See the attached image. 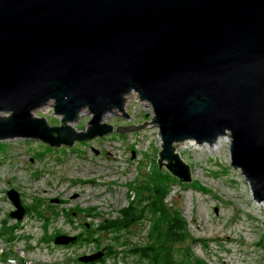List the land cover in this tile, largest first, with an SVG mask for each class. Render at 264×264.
Instances as JSON below:
<instances>
[{
	"label": "water",
	"instance_id": "1",
	"mask_svg": "<svg viewBox=\"0 0 264 264\" xmlns=\"http://www.w3.org/2000/svg\"><path fill=\"white\" fill-rule=\"evenodd\" d=\"M133 94L151 107L149 122L105 120L129 117ZM48 104L59 124L35 114ZM83 112L90 118L77 128ZM149 124L158 127L160 166L184 182L192 170L177 144L227 134L231 164L264 203V0H0V140L70 146ZM8 194L11 215L22 218L19 193Z\"/></svg>",
	"mask_w": 264,
	"mask_h": 264
},
{
	"label": "rangeland",
	"instance_id": "2",
	"mask_svg": "<svg viewBox=\"0 0 264 264\" xmlns=\"http://www.w3.org/2000/svg\"><path fill=\"white\" fill-rule=\"evenodd\" d=\"M126 109L129 117L109 113L105 120L115 125L140 124L153 115L151 107L135 95L129 97ZM52 111L48 104L35 114L59 124V116ZM89 118L90 113L83 112L76 127L84 129ZM194 142L197 145H177L192 170V181L184 182L165 165L160 166L161 140L155 124L126 132L114 130L76 140L70 146L50 145L32 137L0 140V245L28 264H83L80 255L113 243L117 253L91 264H147L130 247L145 243L148 218L123 231L103 230L97 234L99 242L89 235L106 216H115L129 202L130 193L137 195L129 189L131 180L157 168L172 182L165 201L183 211L190 231L202 239L169 243L174 257L179 255L178 246L189 245L196 257L209 264L260 263L264 257V203L254 199L244 173L231 164L230 138L218 149ZM11 188L26 207L22 218L11 215L16 208L8 194ZM19 220L14 227L16 236L8 239L3 227ZM56 231L83 237L71 244L57 243Z\"/></svg>",
	"mask_w": 264,
	"mask_h": 264
},
{
	"label": "trees",
	"instance_id": "3",
	"mask_svg": "<svg viewBox=\"0 0 264 264\" xmlns=\"http://www.w3.org/2000/svg\"><path fill=\"white\" fill-rule=\"evenodd\" d=\"M175 180L176 178L172 179V181ZM129 189L135 191L137 195L130 193L132 198L129 202L120 207L115 216H106L107 218L98 224L99 227L90 233V239L99 242L97 234L103 230H107V232L123 231L129 229L133 223L148 218L150 222L145 243H136L130 247L131 252L138 255V258L145 259L147 264H209L206 260L196 257L189 245L178 246L175 250L179 255L175 254V257L173 248L168 247L169 243L186 242L188 239H202L195 237L190 231L189 221L183 211L175 206L174 202L167 203L165 201L172 190V182L166 177L163 170L154 168L142 178L131 180ZM27 211H29L28 208ZM88 214H92V211L88 210ZM19 222L20 220L12 225L5 223L2 233L9 234L7 238L13 239L16 236L14 227H18ZM58 233L60 231H56L55 235ZM119 236L115 235L114 237L119 238ZM82 237V234H78L77 238L69 244L79 241ZM262 244L264 246V241ZM104 247V256L92 262L97 260L104 262L108 256L117 253L113 248V243H108ZM92 262H84L83 264H91ZM258 264H264V257Z\"/></svg>",
	"mask_w": 264,
	"mask_h": 264
},
{
	"label": "built area",
	"instance_id": "4",
	"mask_svg": "<svg viewBox=\"0 0 264 264\" xmlns=\"http://www.w3.org/2000/svg\"><path fill=\"white\" fill-rule=\"evenodd\" d=\"M29 261H23L20 255L5 249L0 245V264H28Z\"/></svg>",
	"mask_w": 264,
	"mask_h": 264
},
{
	"label": "bare ground",
	"instance_id": "5",
	"mask_svg": "<svg viewBox=\"0 0 264 264\" xmlns=\"http://www.w3.org/2000/svg\"><path fill=\"white\" fill-rule=\"evenodd\" d=\"M133 95H135L137 98H138V96L136 95V94H133ZM139 99V98H138ZM140 100V99H139ZM142 101V100H141ZM230 137L226 134V135H222V136H219L218 138H217V140L214 142V143H209V142H203V143H200V142H198V141H196L195 139H187V140H185V141H183V142H180L179 144H181V145H186V144H196L194 141H196L197 143H199L201 146L204 144H210L211 145V147L213 148V149H218L219 148V146L220 145H222V141L223 140H228ZM188 141V142H187ZM198 144V145H199ZM178 145V144H177ZM197 145V144H196ZM199 145V146H200ZM176 149H177V147H176Z\"/></svg>",
	"mask_w": 264,
	"mask_h": 264
},
{
	"label": "flooded vegetation",
	"instance_id": "6",
	"mask_svg": "<svg viewBox=\"0 0 264 264\" xmlns=\"http://www.w3.org/2000/svg\"><path fill=\"white\" fill-rule=\"evenodd\" d=\"M102 248H103V249H105V247H104V246H103ZM98 250H99V249H98ZM104 254H105V253H104ZM103 256H104V255H103ZM103 256H102V257H103ZM100 258H101V257H100ZM98 259H99V258H98Z\"/></svg>",
	"mask_w": 264,
	"mask_h": 264
}]
</instances>
